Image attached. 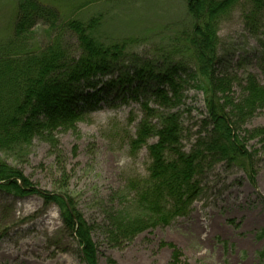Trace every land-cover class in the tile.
<instances>
[{"label":"rangeland","instance_id":"1","mask_svg":"<svg viewBox=\"0 0 264 264\" xmlns=\"http://www.w3.org/2000/svg\"><path fill=\"white\" fill-rule=\"evenodd\" d=\"M21 1L0 0L1 61H27L30 52L55 38L71 58H79V36L67 25L72 21L86 25L96 19L92 29L87 26L97 41L104 48L125 49L112 69L92 79L95 87L80 86L77 102L38 99L33 119L45 126L44 132L38 130L26 144L0 147V164L32 185L22 195L0 186V264H87L77 229L69 228L58 203L48 202L34 187L64 193L71 200L75 215L89 225L93 264H264V106L241 118L233 115L252 93L253 81L246 85L247 78L254 76L264 86V6L252 15V3L243 0L226 12L218 27L213 76L233 79L234 101L226 111L232 114L238 136H250L245 147L252 154V166L207 158L195 177L201 193L188 214L169 224H151L141 218L147 212L132 185L149 179V147L158 137H150L138 150L131 140L147 118L144 105L156 109L158 105L148 83L126 80L146 62L160 69L170 62L163 57L185 58V74H179L184 80L180 102L160 108L154 117L177 113L180 147L190 153L213 129L204 94L187 78L197 62L185 35H194L204 23L193 21L187 0H36L54 9L58 20L54 29L38 20L28 31L31 40L25 42L15 32ZM7 71H0L4 118L24 83ZM63 94L60 97L65 98ZM51 117L55 121L48 123ZM152 120L156 124L157 119ZM2 127L6 125L0 119Z\"/></svg>","mask_w":264,"mask_h":264},{"label":"trees","instance_id":"2","mask_svg":"<svg viewBox=\"0 0 264 264\" xmlns=\"http://www.w3.org/2000/svg\"><path fill=\"white\" fill-rule=\"evenodd\" d=\"M187 1V8L193 16V21L202 22L204 26L194 35H185L187 44H190L195 52L194 59L197 62L195 70L189 72L186 77L189 81H193L194 87L204 94L210 119L208 123H213L211 136L199 138L194 149L186 153L180 147L182 128L177 113L154 117L158 115L156 112H159L160 108H173L180 102L184 80L179 74H185V58L174 60L163 57L170 62L165 63L166 65L164 64L160 69H155L149 64L150 62H146L144 66L135 71L132 77H128L131 79L126 80L129 83L133 80L148 83L146 85L152 89L155 103L158 105L157 109L149 104L144 105L147 118L140 125L136 139L131 140L132 148L138 150L146 144V140L150 137H158L157 142L149 147L152 161L149 179L132 185V188L137 191L142 210L147 212L141 218L144 221L148 219L147 222L151 224H169L175 218L188 214L190 206L201 193L195 177L204 169L207 158L214 156L215 159L227 161L232 165L238 164L243 168L252 166V154L250 152L249 154L245 147V143L250 141V136H244L242 139L238 136L236 123L230 120L232 114L226 111L227 105H233L230 91L233 79L228 77L223 81L213 77L216 56L218 57L219 24L226 12L243 0ZM250 2L253 7L252 15L264 6V0H250ZM18 12L20 18L16 23L15 32L16 36L24 39L25 42L28 39L31 40L28 31L32 30L38 20H44L50 29H54L58 20V13L54 9L46 8L36 0H22ZM96 23L94 19L91 24H87L91 28V25ZM87 24L74 21L67 24L79 36L82 55L77 59L71 58L62 46L60 38H55L51 44L38 51H28L27 53L30 52L33 55L28 57L27 61L21 58L13 62L0 60V71L8 70L12 78L24 79L23 85L21 82L20 98L15 99V104L5 118L0 117L3 125H6L0 129L2 149H11L18 144H26L38 130L45 131V126L41 125L37 119H33L38 107L36 104L38 99L43 102L49 97H54L53 100L69 105L77 102L80 86L95 87L92 79L98 75L104 76L110 68H113L114 61L124 55L125 45L104 48L91 34ZM178 52H184V49ZM250 79L253 82H250ZM122 81L121 77L119 82ZM249 82L252 93L243 106H240L241 108H234V119L251 115L258 107L264 106V86H261L254 76L246 79V85ZM62 93L65 94V98L60 97ZM1 103L0 97V105ZM149 116L157 119L158 123L153 124ZM46 121L50 123L55 121V118H47ZM11 138L18 139L19 143L8 141ZM18 180L19 182L22 180L23 183L19 184ZM0 184L6 191L21 195L27 193L26 189H32V185L19 177L17 171L4 164H0ZM33 191H38L48 202L58 203L61 206L63 217L69 228L73 231L77 229L76 234L84 260L87 264H93L91 250L88 251L92 240L89 234L90 229L87 228L89 225L80 215H75L71 200L64 193H47L36 187ZM151 215L152 218L149 219ZM91 247L93 248V245ZM262 254L264 255V251Z\"/></svg>","mask_w":264,"mask_h":264}]
</instances>
